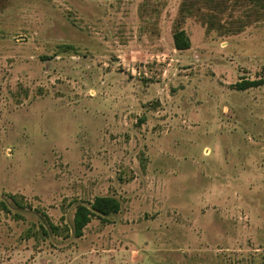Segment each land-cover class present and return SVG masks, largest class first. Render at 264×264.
Wrapping results in <instances>:
<instances>
[{
	"label": "rangeland",
	"instance_id": "obj_1",
	"mask_svg": "<svg viewBox=\"0 0 264 264\" xmlns=\"http://www.w3.org/2000/svg\"><path fill=\"white\" fill-rule=\"evenodd\" d=\"M182 2L0 0V264H264V0Z\"/></svg>",
	"mask_w": 264,
	"mask_h": 264
},
{
	"label": "trees",
	"instance_id": "obj_2",
	"mask_svg": "<svg viewBox=\"0 0 264 264\" xmlns=\"http://www.w3.org/2000/svg\"><path fill=\"white\" fill-rule=\"evenodd\" d=\"M191 12V4L188 0H183L180 8L181 15H187ZM174 47L177 49H186L190 46V38L186 30L182 27H175L173 34ZM258 84L254 80L238 81L234 85L237 89H244L249 86ZM120 208V201L113 195H96L90 205L78 204L75 208L72 223V232L75 236L82 234L83 228L90 221L91 216H106L110 213L117 212ZM57 228V225H53Z\"/></svg>",
	"mask_w": 264,
	"mask_h": 264
}]
</instances>
